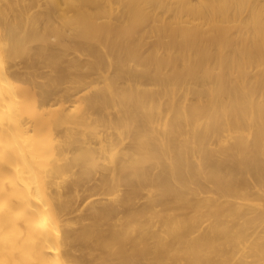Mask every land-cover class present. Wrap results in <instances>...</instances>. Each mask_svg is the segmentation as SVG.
Wrapping results in <instances>:
<instances>
[{
    "label": "bare ground",
    "instance_id": "obj_1",
    "mask_svg": "<svg viewBox=\"0 0 264 264\" xmlns=\"http://www.w3.org/2000/svg\"><path fill=\"white\" fill-rule=\"evenodd\" d=\"M0 264H264V0H0Z\"/></svg>",
    "mask_w": 264,
    "mask_h": 264
}]
</instances>
